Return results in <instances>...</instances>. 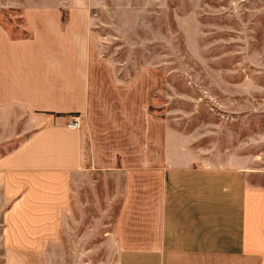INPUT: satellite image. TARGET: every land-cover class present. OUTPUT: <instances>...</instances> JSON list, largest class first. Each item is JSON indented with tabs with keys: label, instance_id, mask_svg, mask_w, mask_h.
<instances>
[{
	"label": "crops",
	"instance_id": "0c3cea01",
	"mask_svg": "<svg viewBox=\"0 0 264 264\" xmlns=\"http://www.w3.org/2000/svg\"><path fill=\"white\" fill-rule=\"evenodd\" d=\"M92 7L26 1L30 36L11 40L0 29L13 68L0 104H24V139L0 157L1 264H29L24 254L39 263L60 241L80 178L98 173L122 182L104 235L119 264H264V189L248 170L206 157L193 135L144 117L138 96L99 89ZM70 116L79 130L65 127Z\"/></svg>",
	"mask_w": 264,
	"mask_h": 264
},
{
	"label": "rangeland",
	"instance_id": "374dc122",
	"mask_svg": "<svg viewBox=\"0 0 264 264\" xmlns=\"http://www.w3.org/2000/svg\"><path fill=\"white\" fill-rule=\"evenodd\" d=\"M26 1L0 0V29L11 40L30 36ZM91 1L99 89L138 96L144 117L193 135L206 157L248 170L247 181L264 189V0ZM10 51L0 40V101L12 94L4 90ZM23 139L24 104H0V157ZM122 193L116 175L80 178L60 241L39 263L37 254L24 257L29 264H119L104 235Z\"/></svg>",
	"mask_w": 264,
	"mask_h": 264
},
{
	"label": "built area",
	"instance_id": "2783aa9c",
	"mask_svg": "<svg viewBox=\"0 0 264 264\" xmlns=\"http://www.w3.org/2000/svg\"><path fill=\"white\" fill-rule=\"evenodd\" d=\"M81 123L79 116H70L65 122V127L69 130H79L82 125Z\"/></svg>",
	"mask_w": 264,
	"mask_h": 264
}]
</instances>
